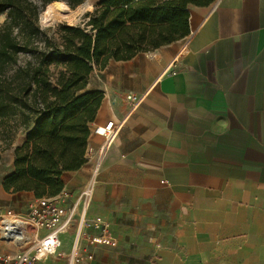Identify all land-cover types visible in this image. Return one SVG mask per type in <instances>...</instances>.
Here are the masks:
<instances>
[{
  "label": "crops",
  "instance_id": "1",
  "mask_svg": "<svg viewBox=\"0 0 264 264\" xmlns=\"http://www.w3.org/2000/svg\"><path fill=\"white\" fill-rule=\"evenodd\" d=\"M189 11V36L91 75L104 95L94 124L123 123L89 215L148 264H264V0ZM129 93L142 97L134 110ZM104 142L91 133L87 163L64 174L66 189L85 184ZM18 194L1 183V219L27 213L28 195L5 197ZM106 248L93 247L94 259Z\"/></svg>",
  "mask_w": 264,
  "mask_h": 264
},
{
  "label": "trees",
  "instance_id": "2",
  "mask_svg": "<svg viewBox=\"0 0 264 264\" xmlns=\"http://www.w3.org/2000/svg\"><path fill=\"white\" fill-rule=\"evenodd\" d=\"M56 1L76 9L86 0H0V126L9 131L19 117L26 128L1 182L9 194L60 193L64 174L87 163L104 98L89 87L93 72L189 36L190 6L216 0H101L79 24L43 28L40 15Z\"/></svg>",
  "mask_w": 264,
  "mask_h": 264
},
{
  "label": "built area",
  "instance_id": "3",
  "mask_svg": "<svg viewBox=\"0 0 264 264\" xmlns=\"http://www.w3.org/2000/svg\"><path fill=\"white\" fill-rule=\"evenodd\" d=\"M125 99L131 110L142 102V97L132 93ZM122 123L111 120L92 125L91 133L101 135L105 142L98 149L90 177L80 189L75 192L64 188L55 196L35 198L24 216L8 211L2 217L0 241L16 250L0 251V264H88L94 260L93 247L118 246L110 223L102 216L91 217L89 212L107 145ZM63 234L72 237L68 251L63 248Z\"/></svg>",
  "mask_w": 264,
  "mask_h": 264
},
{
  "label": "rangeland",
  "instance_id": "4",
  "mask_svg": "<svg viewBox=\"0 0 264 264\" xmlns=\"http://www.w3.org/2000/svg\"><path fill=\"white\" fill-rule=\"evenodd\" d=\"M101 0H86L82 5H80L76 9L69 8L64 2V5L68 8H62L59 10L55 8L45 14V10L41 13L39 18V23L43 28H48L50 26L59 25L61 23H67L70 25H76L83 21V16L86 12L93 10V5L98 3ZM62 2V1H61ZM87 3V4H86ZM86 5V6H85ZM90 5V6H89ZM83 7V8H81ZM48 20H44L43 17H47ZM6 19V15L0 16V25ZM59 69L51 66V73L53 76H57ZM11 130L7 131L5 128L0 126V192H1V181L2 177L5 173L9 172L10 169L13 170L14 167V156H15V148L20 145L25 138L26 128L21 124V120L19 117L10 120ZM2 194V193H1ZM28 195L26 200V208L28 209L29 203L35 199L32 193H22L18 195H14V197L5 196L6 198H19L21 196ZM4 196V195H3ZM4 200H2L3 202ZM7 208L14 209V205L8 203ZM1 217V216H0ZM1 220V218H0ZM1 223V222H0ZM65 250H69L72 244V237L69 234H63L61 236ZM3 242L0 241V248L5 246ZM103 249V248H102ZM102 249L97 250L95 259L90 264H148L149 262L145 259L135 258L131 255L130 252H126L125 250L119 249V244L117 247H107V251H103ZM16 250V248L12 247V251Z\"/></svg>",
  "mask_w": 264,
  "mask_h": 264
},
{
  "label": "bare ground",
  "instance_id": "5",
  "mask_svg": "<svg viewBox=\"0 0 264 264\" xmlns=\"http://www.w3.org/2000/svg\"><path fill=\"white\" fill-rule=\"evenodd\" d=\"M87 4V3H86ZM86 6V5H85ZM90 6V5H89ZM48 8H47V10L45 11V14L47 15L48 14V12H50L51 10H53V9H55V8H58L59 10H62V8L64 7V8H67L65 5H64V3L63 2H61V1H56V2H53V3H51V4H49L48 6H47ZM81 8H83V7H81ZM68 9V8H67ZM43 19L46 21V20H48V16L47 17H43Z\"/></svg>",
  "mask_w": 264,
  "mask_h": 264
},
{
  "label": "water",
  "instance_id": "6",
  "mask_svg": "<svg viewBox=\"0 0 264 264\" xmlns=\"http://www.w3.org/2000/svg\"><path fill=\"white\" fill-rule=\"evenodd\" d=\"M93 7H94V5H93Z\"/></svg>",
  "mask_w": 264,
  "mask_h": 264
}]
</instances>
